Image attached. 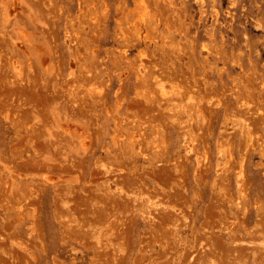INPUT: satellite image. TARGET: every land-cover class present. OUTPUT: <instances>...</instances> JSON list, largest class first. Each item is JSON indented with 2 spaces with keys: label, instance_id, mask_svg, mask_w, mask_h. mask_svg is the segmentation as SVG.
Here are the masks:
<instances>
[{
  "label": "rangeland",
  "instance_id": "obj_1",
  "mask_svg": "<svg viewBox=\"0 0 264 264\" xmlns=\"http://www.w3.org/2000/svg\"><path fill=\"white\" fill-rule=\"evenodd\" d=\"M0 264H264V0H0Z\"/></svg>",
  "mask_w": 264,
  "mask_h": 264
}]
</instances>
